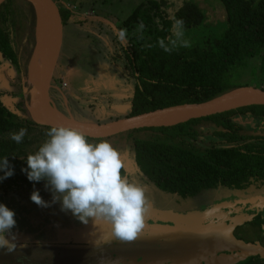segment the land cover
<instances>
[{
	"label": "trees",
	"instance_id": "16d2710c",
	"mask_svg": "<svg viewBox=\"0 0 264 264\" xmlns=\"http://www.w3.org/2000/svg\"><path fill=\"white\" fill-rule=\"evenodd\" d=\"M14 1L8 0L0 8V56L15 73L20 71L21 77L15 90L4 92L0 86V161L8 157L14 169V175L0 180V194L7 198L16 192L39 190L46 198L52 194L45 188L46 181H29L23 171L27 168V156L39 150L48 139L46 133L50 128L37 125L27 111L29 98L24 90L28 65L27 61L22 65L18 59L12 38ZM218 1V8L224 15V21L217 24L219 32L222 31L220 35H204L199 31L206 26V15L199 3L192 0L183 1L173 18L167 13L166 0H146L119 24L120 30L127 31L129 46L122 48L123 57L118 59L130 74L134 91L130 111L112 121L177 105L201 104L237 88L254 86L253 83H230L250 67L258 74L257 86L262 85L264 0ZM27 5L36 27L34 9L29 3ZM61 16L66 26L71 13L61 10ZM176 19L184 21L185 38L192 46L165 52L159 47L158 39L166 40ZM141 21L145 25L142 33L137 30ZM10 101H13L15 113L8 107ZM240 118L254 119L255 126H242L236 121ZM22 128L26 129V134L21 143H16L11 136ZM210 128L226 139L227 146H196L199 136L204 134L202 130ZM116 137L129 139L137 173L149 185L168 195L186 199L219 188L240 191L254 183H264L263 106L242 108L171 128L136 130ZM3 175L0 171V176ZM3 196L0 195V199ZM242 264H264V259L251 256Z\"/></svg>",
	"mask_w": 264,
	"mask_h": 264
},
{
	"label": "rangeland",
	"instance_id": "374dc122",
	"mask_svg": "<svg viewBox=\"0 0 264 264\" xmlns=\"http://www.w3.org/2000/svg\"><path fill=\"white\" fill-rule=\"evenodd\" d=\"M58 7L62 11L71 13L70 19L64 27V45L63 56L59 59L56 73L53 80V86L66 83L67 88L60 95L54 88L51 91V97L58 111L67 117L76 120H88L95 123L109 122L121 117L120 114L113 113V107L116 104L127 106L128 100L132 97L133 80H130V74L124 69V64L119 61L123 57L122 48L129 46V37L127 42L122 43L118 39L121 31L118 27L123 21L128 19L135 9L146 0H55ZM167 13L173 18L175 11L186 0H166ZM188 1V0H187ZM199 3L201 9L206 15V26L202 27L204 35H220L217 24L224 21V15L220 10V2L218 0H192ZM13 30L12 38L17 49L21 50V63L27 61L29 67L33 55L37 51L40 43V36L37 34L35 23L31 15L30 7L25 1L16 0L13 2V14L11 17ZM0 56V86L3 90L12 91L16 89V85L20 83L21 77L16 78L15 71ZM99 66H103L106 70L103 75L108 81L111 78L118 79L122 84V90L113 99L103 100V97L88 96L82 93L83 74L94 75L99 70ZM112 74V75H110ZM102 75V77H103ZM259 77L254 68H248L244 73L237 75L232 85H241L253 83L257 84ZM12 87H10V83ZM58 86V85H57ZM259 88H264V80ZM79 90V93L76 90ZM99 92V91H97ZM121 93V94H120ZM116 99L119 102L116 101ZM115 101V102H114ZM124 102V104H123ZM102 105V106H101ZM106 106H108L107 111ZM116 110V107H115ZM98 115H102L101 117ZM99 120V121H98ZM204 134L199 136L196 146L208 148L211 145L223 146L226 143L224 137H220L214 133V129H203ZM143 136V135H141ZM109 140L116 147L125 161L126 174L131 181L140 183L145 186L148 191L151 189L154 193L156 188L150 185L144 178H139L136 172V166L131 151V143L127 137H113ZM227 145V144H226ZM225 146V145H224ZM140 175V174H139ZM146 185H149L148 187ZM159 191V190H158ZM160 194L166 196L169 201L175 203L179 197L168 195L159 191ZM5 198L0 194V204L6 205L15 212L17 221L16 227L12 230L16 235L17 247L11 254L6 249H0V264H148L146 259L133 250L134 245L115 247L114 237L110 234L105 235L106 224H100L99 227L90 223L84 225L78 221L71 212L65 213L60 210V204H52L51 207L41 208L31 201V193L16 192ZM42 197L43 195L40 194ZM206 195L204 200L208 198ZM175 198V199H174ZM45 201L52 200V194L43 197ZM203 200V201H204ZM198 202L189 201L182 209L189 213ZM160 210V209H159ZM165 211V210H160ZM166 212H173L167 211ZM209 212V211H203ZM212 212V211H211ZM220 216L223 214L219 210L215 211ZM180 216L185 215L180 212H173ZM188 213V214H189ZM187 215V213H186ZM224 216V215H223ZM161 217V213L151 207L146 222L157 220ZM102 229V233H101ZM104 231V232H103ZM87 234L81 236L80 234ZM106 236V237H105ZM11 239V236H6ZM46 240L48 245H52L54 250L47 252L46 249L30 250L31 244L37 241ZM94 241L86 248L78 249L75 245L88 244V241ZM112 241V243H111ZM55 245L65 246L69 249L66 252H55ZM151 263V262H150ZM170 264V263H169Z\"/></svg>",
	"mask_w": 264,
	"mask_h": 264
},
{
	"label": "water",
	"instance_id": "95a60500",
	"mask_svg": "<svg viewBox=\"0 0 264 264\" xmlns=\"http://www.w3.org/2000/svg\"><path fill=\"white\" fill-rule=\"evenodd\" d=\"M7 1L0 0V8ZM24 1L34 9L36 31L40 20H43V24L47 26L48 30L44 59L39 70L35 71L37 73H33L35 80L32 85L29 83L31 73L29 65L27 87L24 90L29 98L26 105L28 114L32 121L39 126L50 128L59 124L70 125L82 128L90 139L104 140L136 130L171 128L192 120L212 117L242 108L264 107V89L248 86L237 88L205 103L177 105L106 123L67 117L58 111L51 97L53 80L64 44V23L61 10L55 0ZM0 81H2L1 76ZM8 107L12 113H15L13 101L8 103ZM130 108V105L121 106L115 111L123 117L130 111ZM157 212L161 213V217L157 220L152 219L151 224L146 222L145 229L136 241L121 242L122 246L134 245L133 250L143 256L148 264H188L191 259L193 260L190 257L193 253L198 256V264H242L251 256H260L264 259L263 246L256 242L246 243L234 236L236 228L249 221V218L242 216L228 218L211 211L189 213L182 216L173 212ZM104 227L106 228L105 235L109 236L111 234L110 226L104 225ZM80 235L87 236L88 233Z\"/></svg>",
	"mask_w": 264,
	"mask_h": 264
},
{
	"label": "clouds",
	"instance_id": "9594fccd",
	"mask_svg": "<svg viewBox=\"0 0 264 264\" xmlns=\"http://www.w3.org/2000/svg\"><path fill=\"white\" fill-rule=\"evenodd\" d=\"M144 27L141 21L137 30L142 33ZM118 39L126 43L127 31L121 30ZM166 40L159 38L158 44L169 53L192 46L185 38L182 19L174 21ZM25 134L26 129L22 128L11 138L21 143ZM46 136L48 139L39 150L27 156V168L23 171L29 181H46L45 188L52 193V200L45 201L39 190H34L31 201L41 208L59 203L62 212H71L84 225L90 221L93 226L106 224L116 240L136 241L146 227L152 203L145 186L128 178L120 151L107 139L91 142L82 128L70 125H53ZM0 171L4 173L0 180L14 175L8 157L0 161ZM15 215L13 210L0 204V249L8 252L17 247L12 231L17 225Z\"/></svg>",
	"mask_w": 264,
	"mask_h": 264
},
{
	"label": "flooded vegetation",
	"instance_id": "af4514ba",
	"mask_svg": "<svg viewBox=\"0 0 264 264\" xmlns=\"http://www.w3.org/2000/svg\"><path fill=\"white\" fill-rule=\"evenodd\" d=\"M64 27H65V25H64ZM14 44H15V47L17 49L18 45H16L15 42H14ZM20 51H21L20 49H19V51L17 49V56H18V59L21 61ZM62 53H63V48L61 51V55H63ZM62 57L63 56H61L60 59H62ZM19 72L16 70V78H17V76L20 75ZM104 72H106V71L103 68V66H99V70L96 71L95 74L97 76V79H99L101 81L100 84L102 85L103 90L104 91H111V88L116 86L115 82H114L115 78L113 77V78H111L112 81H108L107 78L105 77V75H103ZM102 75H103V77H102ZM12 83H14V81H12L10 83L11 87H12ZM133 91H134V86H133ZM112 92H115V91H112ZM101 97H103V96H101ZM105 97H106V95L103 97V100H105ZM108 97H110L111 99L114 100L115 95L113 93H111L110 96H108ZM131 100H132V97L130 100H128V102L130 103ZM106 107H108V106H106ZM236 121H237V123H240L244 127H247V126L254 127L255 126V120L254 119L245 120L243 118H240ZM226 144L227 143H224V145H226ZM137 176L139 178H143L138 173H137ZM146 186L148 187L149 185H146ZM149 187H151V185ZM147 195L151 200L152 208L156 209L157 211H160V210L166 211L167 210V211L184 213L186 215V213L188 214L189 211H185L182 208L185 205H187V203L189 201H192L195 203V202H198V200H199L200 203L196 204L195 207H192L190 212L197 211V212L203 213V211L215 212V211L219 210L221 214H223L224 216H227L228 218H235L237 216L249 218V221H246L245 224H243L241 227L236 228V230L234 231V236L239 240H243L244 242H246V241H249L250 243L258 242L261 246L264 247V183L260 184L257 182V183H254V184L248 186L245 190H240V191H229V190H225V189H221V188L211 190V191H205V192H203V193H201L198 196L193 197V198L182 199L179 197L175 200V203L169 201L168 198H170V197L165 199L166 196L160 194V192L157 189H156L155 193L151 189H149L147 191ZM206 195H209V196L207 199L204 200ZM148 223L151 224L152 221H149ZM244 225H245V227L243 229L242 227ZM90 242H94V241L90 240ZM113 242H114L115 247L119 246V244H120L119 240H116V241L113 240ZM48 244H50V243H47L46 240H43L42 242L37 241V242L31 244L32 248L30 250L34 251L35 250L34 248L38 247L36 249L42 248V249H46L47 252H49V251L53 252L54 250L51 247L52 245L50 246ZM88 246H89V244H84V245H75L74 247H78V249H81V248H86ZM53 247H56L55 252H60V253H63V252H66V250H69V249L65 248V246H63V245L60 247L58 245H55ZM190 257H192L193 260L191 259L188 262V264H198L197 263L198 256H196L195 253H193L192 256H190ZM201 264H205V263H201Z\"/></svg>",
	"mask_w": 264,
	"mask_h": 264
},
{
	"label": "crops",
	"instance_id": "0c3cea01",
	"mask_svg": "<svg viewBox=\"0 0 264 264\" xmlns=\"http://www.w3.org/2000/svg\"><path fill=\"white\" fill-rule=\"evenodd\" d=\"M106 71V70H105ZM110 75H112V74H110ZM113 76V75H112ZM99 77V76H98ZM100 78V77H99ZM81 79H82V87H81V90H82V93H84V94H86V95H88V96H92V95H96L95 97H97V96H99V97H101V96H105L106 95V97H105V100H109V98L110 97H108V96H110V94L111 93H113L115 96L116 95H118L119 94V92H121V90H122V84H121V82L118 80V79H116L115 78V85L116 86H114L113 88H111V91H104L103 90V88H102V85L100 84V80L99 79H97V76H96V74L95 75H88V74H83V76H81ZM117 80V81H116ZM131 80V79H130ZM133 86H134V84H133ZM66 90V89H65ZM97 91H99V92H97ZM112 91H115V92H112ZM76 92L77 93H79V90L77 89L76 90ZM107 93V94H106ZM121 94V93H120ZM132 96H133V92H132ZM116 98V97H115ZM118 100H120V99H118ZM117 99H116V101L117 102H119ZM123 104H124V102H123ZM122 105V104H121ZM121 105H119V104H116V109L118 108V107H121ZM128 105H130V103L128 104ZM102 106V105H101ZM115 107H113L114 108V110L112 111L113 113H115V115L116 114H118L116 111H115ZM107 108L108 107H106V110H105V112L107 111ZM98 116H100V115H98ZM102 116V115H101ZM100 116V117H101ZM81 120H84V119H81Z\"/></svg>",
	"mask_w": 264,
	"mask_h": 264
},
{
	"label": "bare ground",
	"instance_id": "6f19581e",
	"mask_svg": "<svg viewBox=\"0 0 264 264\" xmlns=\"http://www.w3.org/2000/svg\"><path fill=\"white\" fill-rule=\"evenodd\" d=\"M37 33L40 36V43H39L40 46L36 54L33 56L30 64L31 66L30 81H29L30 85H32L35 80V76H33V73L39 70V67L44 59L46 52L48 30H47V26L43 24V20H40L38 23Z\"/></svg>",
	"mask_w": 264,
	"mask_h": 264
},
{
	"label": "built area",
	"instance_id": "2783aa9c",
	"mask_svg": "<svg viewBox=\"0 0 264 264\" xmlns=\"http://www.w3.org/2000/svg\"><path fill=\"white\" fill-rule=\"evenodd\" d=\"M53 88L59 92V94L61 95L63 91H65V89L67 88V84L66 83H62V84H58L54 85Z\"/></svg>",
	"mask_w": 264,
	"mask_h": 264
}]
</instances>
